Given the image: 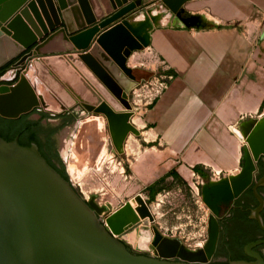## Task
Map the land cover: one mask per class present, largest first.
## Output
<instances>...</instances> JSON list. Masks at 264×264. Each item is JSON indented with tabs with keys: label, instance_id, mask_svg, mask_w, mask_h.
Wrapping results in <instances>:
<instances>
[{
	"label": "water",
	"instance_id": "95a60500",
	"mask_svg": "<svg viewBox=\"0 0 264 264\" xmlns=\"http://www.w3.org/2000/svg\"><path fill=\"white\" fill-rule=\"evenodd\" d=\"M26 1L0 0V69L19 56L21 58L13 65L16 68L32 61L39 78L59 97L66 109L106 114L113 145L121 154L129 133L140 135V132L129 122L132 112L125 86L89 51L90 46L97 43L115 60L125 76L136 80L133 69L128 67V57L134 51L149 47L151 33L164 25L159 22L160 15L150 18L145 14L143 21L126 20L115 24L140 6L142 0H135L129 8L102 21L105 14L98 0H58L65 25L60 27L62 23L53 0H46L56 22L49 23L50 30L42 23L37 5L31 2L29 8L40 21L41 29L36 27L31 31L21 18H14L7 25L12 33L3 27V23ZM187 1L190 0H163V3L184 27L205 25L202 16H183L182 6ZM22 15L29 19L27 9ZM64 56L89 80L81 77ZM91 83L117 111L101 100ZM39 105L34 88L24 76L15 84L0 85L1 117L18 119ZM261 122L264 121L248 122L243 128L242 168L229 177L234 197L251 184L257 162L264 157V133L251 147L246 143L247 132ZM137 200L142 205V215L149 218L140 229L135 226L129 234L130 228L125 229L128 223L120 219L122 208L106 218L105 226L97 217L105 208L98 207L93 201L87 204L71 182L46 161L36 145L26 147L18 139L6 141L0 137V264H209L214 230L215 234L217 232L214 218L211 219V240L204 250H185L179 240L164 238L156 227H153L154 243L149 244L152 239L150 225L154 219L142 197ZM128 207L129 203L124 206ZM132 218L130 223L136 222L135 217ZM128 236L135 239L140 250L147 251L152 245L157 257L132 253L120 240L122 237L126 241ZM135 242L129 243L134 247ZM260 243L264 241L254 245ZM252 246L247 247V252L254 261L229 264H264V258L252 252Z\"/></svg>",
	"mask_w": 264,
	"mask_h": 264
},
{
	"label": "crops",
	"instance_id": "0c3cea01",
	"mask_svg": "<svg viewBox=\"0 0 264 264\" xmlns=\"http://www.w3.org/2000/svg\"><path fill=\"white\" fill-rule=\"evenodd\" d=\"M101 2L105 16L113 12ZM182 9L206 24L184 27L168 10L151 33L148 50L172 79L145 112L147 132L179 172L201 166L234 175L243 164V128L264 116V0H190ZM257 125L264 128L248 131L247 145Z\"/></svg>",
	"mask_w": 264,
	"mask_h": 264
},
{
	"label": "rangeland",
	"instance_id": "374dc122",
	"mask_svg": "<svg viewBox=\"0 0 264 264\" xmlns=\"http://www.w3.org/2000/svg\"><path fill=\"white\" fill-rule=\"evenodd\" d=\"M134 1L128 0L122 9L129 8ZM38 2L37 9L40 15L52 14L48 2L42 0ZM53 3L61 15L58 0H53ZM122 9L118 8L107 16L104 15L101 21ZM165 11H168V7L164 3L154 1L146 5L142 1L140 6L126 13L115 24L126 20L143 21L145 14H148L150 18L159 15L163 18L166 15ZM161 23L164 24V21ZM148 49L149 47L134 51L128 57V67L133 69L136 80L129 79L115 69L110 57L97 43L91 45L89 50L108 69L113 68L116 79L125 86L126 99L132 112L131 123L140 135L130 133L124 143L123 152L120 154L116 152L113 145L106 118L99 114H87L80 111L78 113L84 114L85 117L77 119L63 130L60 150L64 157L67 176L75 191L85 202L93 200L101 208H105V211L100 214L103 222H106L108 215L130 202L140 221L137 225H130L129 228L136 226L140 229L145 220H149L141 213L142 205L137 200L141 196L154 219L150 226L156 227L164 237L179 240L185 250L199 252L205 249L208 241L210 216L215 199L227 195L231 189L230 187L227 192L217 191L214 189V183L217 181L229 183L230 181L226 180L228 175L223 174L220 180L219 175H212L210 171H205L204 178L185 169L179 172L177 166L171 165L170 161L162 156L159 148H154L157 143L151 141L154 135L147 132L145 112L162 91V85L167 81V76H165L164 65L157 61ZM20 58L21 56L14 62L16 63ZM70 62L68 63L71 65ZM33 65L31 61L20 68L11 65L1 77V81L7 85L15 84L26 70L31 71L32 75L29 76V80L42 104L35 110H45L55 114L73 113V110H68L58 104L50 90L37 77ZM261 114H264V109L261 110ZM259 120L264 121V116ZM263 133V129L258 130L254 139ZM249 147H251L250 144ZM173 170L179 172L183 182L172 175ZM156 181L159 183V188L163 190L152 197L146 187ZM209 185L211 186L205 191V187ZM131 236L127 237V242H135ZM152 237L151 244L154 242L153 233ZM120 240L122 241L121 238ZM136 244L138 243L135 242V248L127 246L131 247L135 254H146L144 250L138 249ZM151 252L152 256L153 252Z\"/></svg>",
	"mask_w": 264,
	"mask_h": 264
},
{
	"label": "flooded vegetation",
	"instance_id": "af4514ba",
	"mask_svg": "<svg viewBox=\"0 0 264 264\" xmlns=\"http://www.w3.org/2000/svg\"><path fill=\"white\" fill-rule=\"evenodd\" d=\"M82 117H85L84 114H80L78 112L55 114L45 110H33L28 113V116L25 119V122L33 125V128L38 136L40 148H42L44 155H46L51 164H53L52 167L61 176V173L67 175L64 157L60 150L61 134L64 129L71 126L74 121ZM131 118L129 121L130 123ZM129 136H127V139ZM222 176L224 175L219 173V179ZM229 177L230 176L228 175L226 180H229ZM211 185L206 186L207 190ZM148 187H146V189L152 196L153 191L149 190ZM161 192L162 191L158 192L156 195ZM89 202L90 201H87V204ZM93 203L100 207L95 201H93ZM212 209L209 224V236L206 246L211 240L212 218L216 221L217 232L215 234L216 244L211 259L209 260V264H229L234 261L252 262L254 259L250 257L247 252V247L250 245H253L252 252L257 253L264 258V243L254 245L259 241H264V229L262 228V226L264 227V157H261L257 162V168L253 174L251 184L238 197H234V193L231 188L227 195H223L218 199H215ZM97 217L102 224H106V222L101 220L100 214H97ZM132 230L133 228L128 230L129 234ZM122 241L126 245L131 246V243L125 241L124 239H122ZM131 247H128V249L135 254ZM151 250H153L152 245H150L149 250L143 251L146 254L137 255L157 257L154 250L152 251L153 255H150ZM174 261L177 262V260Z\"/></svg>",
	"mask_w": 264,
	"mask_h": 264
},
{
	"label": "bare ground",
	"instance_id": "6f19581e",
	"mask_svg": "<svg viewBox=\"0 0 264 264\" xmlns=\"http://www.w3.org/2000/svg\"><path fill=\"white\" fill-rule=\"evenodd\" d=\"M42 1H46V0H42ZM107 5L109 4V6L110 7H107V9L109 10V11H114V10H116V9H118V8H121L122 9V7L123 6H125L126 5V3L128 2V0H103ZM35 3V5H38V0H27L26 2H24L19 8H17L13 13H11V15H10V17L8 18V20L5 22V23H3V27H5V28H9L7 25L15 18H21L23 21H24V23L26 24V25H28L29 26V28H30V30L31 31H34V29L36 28V27H38V28H40L41 29V23H40V21H38L37 19H36V17H35V14H34V12H33V10H31L30 8H29V3ZM47 2V1H46ZM49 2V1H48ZM98 3H99V5L101 6L102 5V2H101V0H98ZM101 3V4H100ZM102 7V6H101ZM112 7V8H111ZM28 10V12H29V19H27V18H24V16L22 15V12H23V10ZM103 9V8H102ZM50 12V11H49ZM51 13V12H50ZM41 16V20H42V23L46 26V28L47 29H49L50 30V28H49V23H52V24H55L56 22L54 21V16H53V14H47V16H48V18H47V16H45L44 14H43V16H44V19H43V16L42 15H40ZM161 20H160V22L161 21H163L164 19H165V16L163 17V18H160ZM137 22H140L139 20L137 21ZM33 23V24H32ZM34 25V26H33ZM9 30L13 33V31H12V29H10L9 28ZM101 47V46H100ZM101 49L105 52V50L101 47ZM102 52V51H101ZM103 53V52H102ZM106 53V55H108L109 57H110V60L112 61V63L114 64L113 65V67L115 68V69H117L118 71H120L122 74H124L123 72V70L118 66V64L115 62V60L109 55V54H107V52H105ZM94 55V54H93ZM95 56V55H94ZM65 58H67V56H64ZM96 57V59L103 65V66H105L102 62H101V60H99V58H97V56H95ZM103 57L104 58H106L104 55H103ZM37 60V59H36ZM67 60V62H70L69 61V59H66ZM32 62V61H31ZM71 63V65H72V67L74 68V70L78 73V74H80V76L81 77H83L86 81H88L87 79H86V77L83 75V73L82 72H80L79 71V69H77V67L76 66H74V63H72V62H70ZM25 64H29L28 62H25V63H21V64H19L18 66V68H20L22 65H25ZM34 66V65H33ZM106 67V66H105ZM34 68H35V70H36V75H37V69H36V66H34ZM107 68V67H106ZM107 70H109L111 73H113V68H111V69H108L107 68ZM32 75V72L30 71V72H28V70H26L24 73H23V76H24V78H25V81H27L31 86H32V84L30 83V80H29V76H31ZM37 77L39 78V76L37 75ZM128 77V76H127ZM129 78V77H128ZM40 80H41V78H39ZM130 79V78H129ZM42 82H43V80H41ZM43 84L50 90V92L52 93V95L56 98V101L58 102V104H60L61 105V107H64L65 108V105H64V103L63 102H61V100L59 99V97L45 84V82H43ZM91 87H92V89L95 91V93L101 98V100L103 101V102H105L106 104H108V106H110L114 111H117V108L114 106V104L112 103V102H110V100H108L105 96H103L102 94H101V92L98 90V88H96V86L95 85H93L92 83H91V85H90ZM33 87V86H32ZM89 97H91V96H89ZM39 98V97H38ZM39 103H40V105H39V107H41L42 106V104H41V102H40V99H39ZM132 110H133V108H132ZM93 113V112H92ZM93 114H99L100 116H104L105 118H106V121H107V123H108V119H107V116H106V114H104V113H93ZM256 129H263L264 130V128H263V126L262 125H257V127H256ZM110 133V132H109ZM132 133V132H131ZM110 136H111V134H110ZM129 136V135H128ZM112 138V137H111ZM115 147V146H114ZM116 149V148H115ZM116 152H117V150H116ZM230 187H231V184H230V182L229 183H227V182H225V181H222V182H220V181H217V182H215L214 183V189L215 190H219V191H222V192H227L228 191V189H230ZM116 212V211H115ZM113 214V213H112ZM137 213H135L134 212V210L132 209V207H131V204H130V202H129V207L128 208H124V206H123V208H122V210H121V215H120V219L121 220H123V222L124 223H128L127 225H126V227H125V229L127 230V229H129V226L130 225H132V224H135V225H137L138 223H139V221H140V219H139V216L138 215H136ZM111 215V214H110ZM109 216V215H108ZM138 216V217H137ZM132 217H135V221L136 222H134V223H130V220L131 219H134V218H132ZM145 222H146V220H145ZM145 222H144V224H145ZM143 224V225H144ZM142 225V226H143ZM131 228H133V227H131ZM150 228H152L151 229V234L153 233L154 234V240H155V231H154V229H153V226H151ZM153 238V237H152ZM214 242H215V230H214V236H213V239H212V242H211V246H210V250H211V253H212V250L214 251V248H215V244H214ZM154 243V242H153ZM152 243V244H153ZM161 243V242H160ZM149 244H151V241H150V243ZM167 245H164V247H166ZM157 247V246H156ZM163 247V248H164ZM203 257H205V256H203Z\"/></svg>",
	"mask_w": 264,
	"mask_h": 264
},
{
	"label": "trees",
	"instance_id": "16d2710c",
	"mask_svg": "<svg viewBox=\"0 0 264 264\" xmlns=\"http://www.w3.org/2000/svg\"><path fill=\"white\" fill-rule=\"evenodd\" d=\"M15 60L11 61L10 63H8L7 65H5L2 69H0V85L3 84V82L1 81V77L4 75V73L6 72V70L11 66L14 65ZM170 75V74H169ZM262 109H264V102L262 104ZM27 115L21 116L18 119H6L0 116V137L3 138L6 141H12L14 139H18L19 143L23 146L29 147L33 144L37 145L40 150V153L43 154V157L46 158V161L53 166V164H51V162L49 161V159L46 157V155H44L42 148H40V144L38 141V136L36 134V131L33 128V125L31 123L25 122V119ZM194 173L198 174L201 177H205V172L203 171L201 166H195L193 168ZM62 177L65 178L66 180H69L68 176L61 173ZM172 175L179 179L181 182L182 178L181 176L176 172V171H172ZM159 183L156 181L153 184H151L148 189L153 191L152 193V197H154L158 192L162 191V188H158Z\"/></svg>",
	"mask_w": 264,
	"mask_h": 264
},
{
	"label": "built area",
	"instance_id": "2783aa9c",
	"mask_svg": "<svg viewBox=\"0 0 264 264\" xmlns=\"http://www.w3.org/2000/svg\"><path fill=\"white\" fill-rule=\"evenodd\" d=\"M166 79H167V81L163 83V85H162V86H163V89H162V91L160 92V94L163 92V90H164L165 88H167L168 82L172 79V76H167ZM160 94H159V95H160ZM159 95H158V96H159ZM158 96H157V97H158ZM155 100H156V99H155ZM213 174H214V175H219V173H217V172H216V173H213Z\"/></svg>",
	"mask_w": 264,
	"mask_h": 264
}]
</instances>
